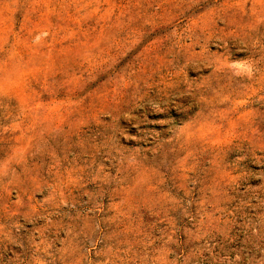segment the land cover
<instances>
[{
  "label": "rangeland",
  "instance_id": "1",
  "mask_svg": "<svg viewBox=\"0 0 264 264\" xmlns=\"http://www.w3.org/2000/svg\"><path fill=\"white\" fill-rule=\"evenodd\" d=\"M0 264H264V0H0Z\"/></svg>",
  "mask_w": 264,
  "mask_h": 264
}]
</instances>
